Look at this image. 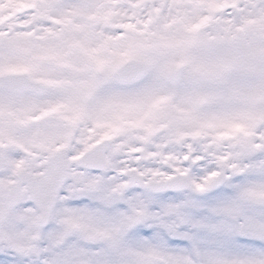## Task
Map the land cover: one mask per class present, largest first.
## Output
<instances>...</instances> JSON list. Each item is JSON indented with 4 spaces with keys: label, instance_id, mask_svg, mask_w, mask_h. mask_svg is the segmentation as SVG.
Here are the masks:
<instances>
[{
    "label": "snow or ice",
    "instance_id": "snow-or-ice-1",
    "mask_svg": "<svg viewBox=\"0 0 264 264\" xmlns=\"http://www.w3.org/2000/svg\"><path fill=\"white\" fill-rule=\"evenodd\" d=\"M0 264H264V0H0Z\"/></svg>",
    "mask_w": 264,
    "mask_h": 264
}]
</instances>
